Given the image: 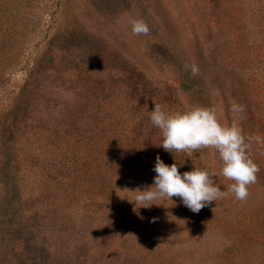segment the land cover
Here are the masks:
<instances>
[{"label":"trees","instance_id":"obj_1","mask_svg":"<svg viewBox=\"0 0 264 264\" xmlns=\"http://www.w3.org/2000/svg\"><path fill=\"white\" fill-rule=\"evenodd\" d=\"M208 1L234 49L242 133L264 139V0ZM147 2L133 0V21L158 28ZM75 18L54 27L24 65L14 104L0 110V264H264V144L249 148L259 172L247 200L222 189L199 213L177 197L135 212L127 189L153 185L158 155L181 174L212 173L207 148L165 151L150 111L211 100L201 78L186 74L178 77L186 103L164 94L140 56L131 64L116 49L110 61L102 33ZM148 37L156 54L172 53L156 33Z\"/></svg>","mask_w":264,"mask_h":264},{"label":"rangeland","instance_id":"obj_2","mask_svg":"<svg viewBox=\"0 0 264 264\" xmlns=\"http://www.w3.org/2000/svg\"><path fill=\"white\" fill-rule=\"evenodd\" d=\"M150 2L148 14L159 29L149 27L147 35H133V15L139 9L133 5V0H0V47L4 48L0 49L6 55L0 61V110L14 104L27 75L24 65L33 64L37 49L43 47L54 27L80 17L86 19L89 27L102 33V43L109 53L116 49L121 54L129 53L131 64L140 56L148 64L151 81L164 94L186 103L179 75L201 78L211 103L205 101L197 106L216 107L222 124L229 126L235 118L242 131L240 115L230 111L232 104H239L235 96L237 79L231 63L234 49L227 45V35L219 30L211 3L208 0ZM154 32L172 53L158 55L154 48L145 45L143 41H148V36L155 35ZM221 33L222 44L217 41ZM11 45L14 49H10ZM109 56L110 61H114L115 54L112 52ZM192 65L198 68L195 76L191 73ZM221 65L225 71L219 73ZM248 65L242 68L246 77L255 69ZM205 159L211 172L219 173L222 165L216 150L206 149ZM215 181L228 192L230 180L218 175ZM29 247L37 248L33 241Z\"/></svg>","mask_w":264,"mask_h":264},{"label":"clouds","instance_id":"obj_3","mask_svg":"<svg viewBox=\"0 0 264 264\" xmlns=\"http://www.w3.org/2000/svg\"><path fill=\"white\" fill-rule=\"evenodd\" d=\"M131 30L133 35L149 33V27L143 20L132 21ZM191 73L193 76L198 73L195 65L191 66ZM230 111L240 115L244 107L234 103ZM149 115L151 124L162 133L160 146L165 151L191 155L201 149H215L222 166L219 173L194 168L181 174L176 163L169 166L158 155L153 169L156 173L153 185L127 189L133 198L126 200L133 204L135 212L157 206L155 202L158 200L173 201V197H177L190 211L199 213L206 205L226 195L215 182L218 175L232 181L227 190L234 194L236 200H247L249 186L256 183L259 172L258 165L248 154L249 148L252 142L264 144V139L259 136L246 138L235 118L231 125L225 126L219 120L216 107L194 106L170 112L155 104Z\"/></svg>","mask_w":264,"mask_h":264}]
</instances>
